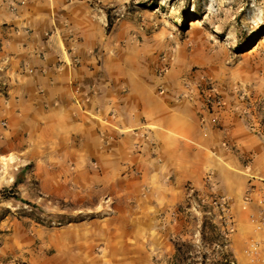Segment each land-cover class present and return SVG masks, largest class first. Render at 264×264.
I'll return each instance as SVG.
<instances>
[{
  "label": "crops",
  "instance_id": "crops-1",
  "mask_svg": "<svg viewBox=\"0 0 264 264\" xmlns=\"http://www.w3.org/2000/svg\"><path fill=\"white\" fill-rule=\"evenodd\" d=\"M120 7L0 0V150L91 213L56 227L36 264H172L188 184L229 196L237 223L263 205L264 141L230 105L180 97L175 71L152 74L111 21Z\"/></svg>",
  "mask_w": 264,
  "mask_h": 264
},
{
  "label": "rangeland",
  "instance_id": "rangeland-1",
  "mask_svg": "<svg viewBox=\"0 0 264 264\" xmlns=\"http://www.w3.org/2000/svg\"><path fill=\"white\" fill-rule=\"evenodd\" d=\"M117 1L121 7L111 21L122 24L130 53L139 54L152 74L162 78L175 71L180 97L187 80H211L224 107L230 105L264 141V0ZM159 89H164L162 82ZM30 166L0 150V264L40 263L55 252L48 242L56 227L91 214L85 204L47 193ZM11 192L32 204L6 198ZM188 213L189 232L176 239L172 264H264V250L259 259L248 254L253 238L264 244V231H255L251 214L237 223L231 213L224 231L214 213Z\"/></svg>",
  "mask_w": 264,
  "mask_h": 264
},
{
  "label": "built area",
  "instance_id": "built-area-1",
  "mask_svg": "<svg viewBox=\"0 0 264 264\" xmlns=\"http://www.w3.org/2000/svg\"><path fill=\"white\" fill-rule=\"evenodd\" d=\"M197 93L198 97H194L193 94ZM183 96L192 100H197L202 109H205L210 113H219L224 109V98L219 92L217 86L209 81H195L187 80L184 82ZM147 137V134H145ZM209 176L206 179L209 180ZM264 185V180H262ZM207 185V184H205ZM207 191H201L196 189L194 185L188 184V195L186 200V206L189 210H193L197 213H206L219 217L223 223L224 231L229 229L230 222L232 220V201L231 198L225 194L218 192L217 190L207 186ZM256 184L251 183L248 187L245 201L251 200V195L255 191ZM264 202V200H263ZM264 204V203H263ZM214 213V214H213ZM251 220L255 226L256 232L264 231V207L253 211L251 213ZM264 244L253 238L248 246V254L253 260L259 259L264 250ZM264 256V254H263Z\"/></svg>",
  "mask_w": 264,
  "mask_h": 264
},
{
  "label": "trees",
  "instance_id": "trees-1",
  "mask_svg": "<svg viewBox=\"0 0 264 264\" xmlns=\"http://www.w3.org/2000/svg\"><path fill=\"white\" fill-rule=\"evenodd\" d=\"M12 189H13V188H11L10 191H12ZM5 197H6V198L13 197V198H16V199H18V200H22V201H24V202H26V203H28V204H32V202H30L29 200H25V199L21 198V196H19V194H16V192H11V194L9 193V194H7Z\"/></svg>",
  "mask_w": 264,
  "mask_h": 264
}]
</instances>
